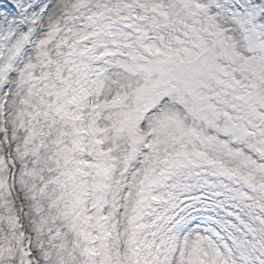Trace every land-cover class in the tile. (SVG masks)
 <instances>
[{
  "label": "snow or ice",
  "instance_id": "snow-or-ice-1",
  "mask_svg": "<svg viewBox=\"0 0 264 264\" xmlns=\"http://www.w3.org/2000/svg\"><path fill=\"white\" fill-rule=\"evenodd\" d=\"M0 264H264V0H0Z\"/></svg>",
  "mask_w": 264,
  "mask_h": 264
}]
</instances>
